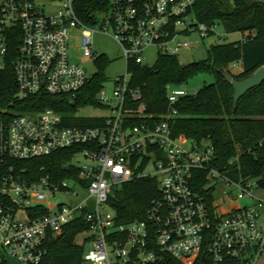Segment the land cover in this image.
Here are the masks:
<instances>
[{
  "label": "built area",
  "instance_id": "obj_1",
  "mask_svg": "<svg viewBox=\"0 0 264 264\" xmlns=\"http://www.w3.org/2000/svg\"><path fill=\"white\" fill-rule=\"evenodd\" d=\"M74 1L60 0L57 13L46 15L35 0H0V67L9 30H20L12 63L18 100L53 95L73 102L78 97L93 74L70 60L73 36L78 49L94 59V33L110 31L126 63H143L149 47L176 55L192 45V32L205 37L214 31L191 12L195 0H109L93 24L77 16ZM104 83L95 97L108 113L99 115L96 125H67L51 107L2 113L0 162L84 148L74 155L81 154L82 160L70 161L78 168L77 178L53 179L42 167L38 178L28 180L12 166L0 169V261L10 256L21 264H39L47 233L58 234L80 215L87 223L79 242L86 247L85 264H254L263 257L264 199L254 200L250 191L264 187L256 178L235 180L215 167L209 140L198 143L173 129L176 102L189 92L168 85V108L153 114L147 112L141 90L131 86L129 73L110 90ZM185 140L189 148L182 145ZM142 176L157 179L158 196L144 219L118 223L108 203L113 188ZM219 184L227 189L216 196ZM74 187L86 191L78 204L42 205L45 214L29 215L34 201L64 191L76 196ZM245 196L253 201L235 203Z\"/></svg>",
  "mask_w": 264,
  "mask_h": 264
},
{
  "label": "trees",
  "instance_id": "obj_2",
  "mask_svg": "<svg viewBox=\"0 0 264 264\" xmlns=\"http://www.w3.org/2000/svg\"><path fill=\"white\" fill-rule=\"evenodd\" d=\"M109 0H75L77 16L86 23H95L96 15L108 8ZM191 12L198 22L208 28L220 25L225 33L240 32L244 38L230 42L211 44L203 59L182 64L177 54L158 52L155 63L148 66L129 60L126 71L130 84L141 90L147 112L160 114L168 108V85L183 87L199 72H209L213 81L204 84L196 92L181 97L176 102L177 116L172 125L177 134L195 142L209 140L214 148L213 165L225 171L235 180L256 178L264 187V81L249 89L237 104L233 103V88L219 73L224 68L235 79H243L264 66V0H195ZM214 31L209 30V35ZM7 53L4 66L0 67V118L6 110L16 112L39 111L51 107L59 112L67 125H96L98 116H79L84 106L100 107L96 93L106 81L104 73L108 58L98 54L94 58L97 71L90 77L78 97L67 98L42 95L18 100L13 70V60L20 43L19 28L10 29L7 36ZM240 63L237 71L233 64ZM84 148L75 145L58 149L49 155L0 162V169L12 166L24 173L28 180H35L44 171L53 179L78 177L77 166L71 158ZM204 178L197 181L201 190ZM159 194L155 177L133 178L114 187L108 203L118 223L144 219L151 201ZM29 215H42L47 211L42 205L29 208ZM32 210V211H31ZM87 228L82 215L64 224L58 234L48 232L43 242L44 255L39 264H85V244L77 236ZM6 264V261H0Z\"/></svg>",
  "mask_w": 264,
  "mask_h": 264
},
{
  "label": "rangeland",
  "instance_id": "obj_3",
  "mask_svg": "<svg viewBox=\"0 0 264 264\" xmlns=\"http://www.w3.org/2000/svg\"><path fill=\"white\" fill-rule=\"evenodd\" d=\"M35 3L39 10H42L46 15H55L61 4L60 0H35ZM214 34L202 37L200 34L192 32L190 34V40L193 42L189 47L181 49L177 56L179 61L182 64H187L192 61L203 59L206 56V49L215 43L220 42H230L236 41L244 38V35L240 32L225 33L223 28L220 25H215L213 27ZM77 32V30H73ZM78 38H70L69 41V58L72 62L82 65L88 75H92L97 71V67L94 63V59L90 56L84 55L81 50L78 49ZM93 50L96 54H105L108 58V62L105 66L104 73L106 76V81H104L105 86L110 90L114 84V81L124 76L126 71V60L123 56L121 48L117 41L112 37V33L109 31L107 33L96 32L93 35ZM158 56V49L156 47H149L143 53V63L151 66L155 63ZM234 71L238 70V67H233ZM213 81V76L209 72H199L191 77L183 87L190 93L196 92L200 87L206 83ZM108 111L102 107L88 105L81 107L77 111L79 116H99L105 115ZM185 148L190 147V141L185 140L182 144ZM74 157V156H73ZM82 155L77 154L73 160H82ZM69 185L72 186V182L68 181ZM224 189L227 187L224 184H219L216 187L215 195L220 196ZM74 190L77 191V195L73 196L68 192H58L54 195H51L49 198L42 200L40 202L34 201V204L37 205H52L54 206L57 203H70L72 205L78 204L85 196L86 191L81 187H74ZM237 192V190H236ZM250 193L254 196L255 199H264V188H252ZM253 199H250V196H245L238 199L235 203L239 206L250 204ZM83 234L77 236V241L81 242ZM6 264H21L15 258L7 256ZM254 264H264V256L258 259Z\"/></svg>",
  "mask_w": 264,
  "mask_h": 264
},
{
  "label": "water",
  "instance_id": "obj_4",
  "mask_svg": "<svg viewBox=\"0 0 264 264\" xmlns=\"http://www.w3.org/2000/svg\"><path fill=\"white\" fill-rule=\"evenodd\" d=\"M218 71L233 88L232 98L234 105L237 104L240 97H242L249 89L264 81V66L259 67L252 74L243 79L233 78L224 68H220Z\"/></svg>",
  "mask_w": 264,
  "mask_h": 264
},
{
  "label": "crops",
  "instance_id": "obj_5",
  "mask_svg": "<svg viewBox=\"0 0 264 264\" xmlns=\"http://www.w3.org/2000/svg\"><path fill=\"white\" fill-rule=\"evenodd\" d=\"M72 33H73L74 35L77 34V32H75V31H72ZM242 35H244V34H242ZM72 38H77V37H76V36H73Z\"/></svg>",
  "mask_w": 264,
  "mask_h": 264
}]
</instances>
